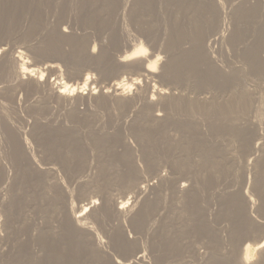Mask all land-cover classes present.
Returning a JSON list of instances; mask_svg holds the SVG:
<instances>
[{
    "label": "bare ground",
    "instance_id": "1",
    "mask_svg": "<svg viewBox=\"0 0 264 264\" xmlns=\"http://www.w3.org/2000/svg\"><path fill=\"white\" fill-rule=\"evenodd\" d=\"M81 1L85 4L82 18L103 29L105 38H113L111 45H117L120 36L125 41L127 33L122 21L119 23L122 16L116 13L119 7L126 8L122 0ZM155 1L159 0H136V4L150 9ZM173 1L176 16L172 15L170 45L164 48V58L154 50L148 52L139 39L116 57H110L102 45L94 54L95 45L70 40L84 50L85 59L96 61L100 75L116 78L126 74L107 87L94 85L90 73L78 74L76 66L81 60L62 77L60 65L53 62L44 64L45 68L36 67L23 50L9 52L0 46V79L8 82H1L0 95L12 105L21 101L27 105L36 141L47 130L58 137V152L63 155L58 159L68 180L66 184L55 167L50 163L42 166L33 157L28 138L9 118L7 104L0 106V129L14 167L10 173L0 161V257L11 254H6L8 240L12 244L19 241L17 229L23 230L33 213L37 215L28 231L32 230L40 244L73 242L95 264H264V221L260 220L264 218V132H259L264 125V87L257 96L248 87L252 80L264 82V0H240L235 10L241 25L232 28L223 15L221 0ZM16 2L0 0V19L8 17L4 12ZM186 13L192 17H187L190 21L185 24ZM127 15L134 22L133 8ZM145 23L147 39L154 41L150 31L157 29L152 28L153 22ZM64 30L61 28L62 34ZM214 44L219 52L212 49ZM232 53L244 61L240 66L226 65ZM48 73L56 77L48 81ZM208 88L218 89L221 95L205 90ZM201 89L209 95L198 91ZM31 92L39 93L40 98L29 104L26 98ZM79 102L93 108L79 110ZM138 102L141 106L136 108ZM54 108L64 110L69 124L49 117ZM40 115L47 120H41ZM104 122L111 130H105ZM81 126L96 130L89 129L87 135L103 157H81V152L77 155L71 147L79 133L76 128ZM128 135L137 139L139 150L131 146ZM229 140L236 141L238 158L258 160L251 164L252 176L234 159ZM116 144L122 149L116 151ZM165 165L170 168L166 176L163 168L164 175L158 172ZM153 174L159 178L158 184L150 182ZM179 177L190 182L181 183ZM28 184L34 185V190L27 189ZM202 184L209 186L210 205L198 203ZM147 189H151L150 196ZM158 207L166 208L165 215L162 220L158 216L151 219ZM210 208H216L211 216ZM128 227L141 237L132 235ZM41 246L39 251H43Z\"/></svg>",
    "mask_w": 264,
    "mask_h": 264
},
{
    "label": "rangeland",
    "instance_id": "2",
    "mask_svg": "<svg viewBox=\"0 0 264 264\" xmlns=\"http://www.w3.org/2000/svg\"><path fill=\"white\" fill-rule=\"evenodd\" d=\"M52 1H50V0H17V2L14 3L17 5H15L14 7L12 5L11 6L12 9H9L8 11L4 12V13H6V15L9 18L3 16L4 20L2 18H1L2 20L0 19V21H1L0 22V46H2V47L4 46L6 51H9V52H13L14 49L15 50H17V49L23 50V52H25L28 55L29 61L30 60H31V62L33 61L32 63H34L36 65V67L45 68L48 65L47 63L50 64L53 62L60 65L61 70H62V72H61L62 77H67L68 69L75 67V63H77L78 60H81V61H79V65L76 66V68L79 71L78 74L83 76V74L90 73L92 76H94L93 78L96 81V83L94 85H99L101 87L109 86L110 83L114 82L115 79L119 80L120 78H123L122 76H124V75L126 76V74L122 73L119 75L120 77L118 76L116 78H113L110 75H107V76L102 75V74L100 75L99 74L100 68L96 64V61L85 59L84 58L85 57L84 50L82 51L76 45L72 44L70 42L71 39L82 40V42H85V44H87V46H89V47H91V46L93 47L95 45V51L96 52L94 51V54H97L99 52V45L100 46L102 45V46H104V50L106 53L109 50L107 53L108 55L111 54L114 57H116L118 55H121L120 53H124V51L126 49H127L126 51H128V49H130L133 44H135V43L138 44L139 42H141L143 44L145 43L144 45H146L148 52H152L154 50L153 52L155 54L156 53L161 54L160 57L163 56L162 58H164V56L166 55L164 48L166 46L170 45L168 40H169L170 35L172 33L171 32V30H172V19H173L172 15L176 16V12H175V9H176L175 3L176 2H174L173 0L155 1L153 3V7L150 6V9L147 8V5H142V8H139V5L136 4L137 3L136 0H128V1L122 0V2L125 4V6L127 8V9L126 8L124 9L126 14L122 13V11H123L122 6L118 8L116 13L118 12L119 17L122 16L120 18L121 20L119 21V23L122 21L121 25L125 28L124 30L127 34L125 36V41L121 40L120 38H122V37L120 36L119 42H117V45H116V43L115 44L112 43L114 45V47H116V49L113 48V45H111V41L113 40V38H111V39L105 38L104 37L105 33L103 32V29H100L99 27H95L93 23L86 21L84 18H82V17H84L83 16L84 12L82 11L83 10L82 7L85 6V4L81 3L82 2L81 0H71V1L70 0L69 1L68 0H57V2H56V0H54L53 3H52ZM60 1L61 2L64 1V2L61 3ZM221 1H222V3L224 2L223 6H225V8L223 7V10L225 12L223 15H227L226 18L228 19V22H230L229 25L231 26V28L235 27V26L240 27V25H241L240 17H239V15H236L237 10H235V9L237 8L238 5L241 4L242 0L241 1L238 0V2H237V0H221ZM70 2H72V4ZM122 2L120 3V5L122 4ZM55 3L58 4L59 6L58 5L56 6ZM60 3H61V5H60ZM64 3H66V4H64ZM130 3H132V4H130ZM124 4H122V5L124 6ZM52 5L55 6L56 11L54 10V6H52ZM68 5L69 6L71 5L72 7L71 6L69 7ZM159 6H161L160 9H158ZM57 7H59V9H60V7H64V8L60 9L61 14H62V12L64 13L63 15L60 14L59 9H57ZM129 7L133 8V13L136 15L134 22L130 21V18L127 15V12L130 9ZM121 8H122V11H121ZM138 8H139V10H138ZM173 9H174V11H173ZM226 10H227V12H226ZM160 11H162V12H160ZM158 12H159V14H158ZM156 13H157V15H156V21H155L154 15ZM186 14H187L185 16L186 19L185 18H184L185 20L183 19L185 24L190 21V18H187V17H192V15L190 13H186ZM179 16H180V13L177 12V17H179ZM123 17H124V19H123ZM182 18H183V16H182ZM148 20L153 22L154 26L152 28L157 29V30L151 29V31H150L153 34V36L155 37L154 41L147 39V38H149L147 36V31H149V30L146 29L148 27V24L145 22H148ZM4 21H5V23H4ZM61 28L65 29L64 30L65 34L61 33ZM100 32H102L104 35ZM100 37H102V38H100ZM138 39H139V42H135V41H138ZM120 42H121V44H120ZM125 42L126 43L128 42L127 43L128 46L127 45L125 46V44H126ZM29 46H32V47H29ZM123 46L125 47V49ZM126 47H128V48H126ZM214 48L217 51L220 49L217 44H214V47L212 46V49H214ZM111 50L112 51L114 50V52H116V54L118 52L119 53L116 55L113 52L114 53L113 54ZM31 51L34 53L32 54ZM108 55H107V57H108ZM111 55H109V56L111 57ZM236 56H238V55H233V53L230 54L229 58L227 57L228 64L226 63V65L227 66H229V65L240 66L244 61L241 58H239L240 56H238V57H236ZM231 57H232V60H231ZM239 60H241V61H239ZM230 61H233V62H230ZM238 61H239V63H238ZM90 62H91V64H90ZM44 64H46V66ZM43 65H44V67H43ZM78 67L79 68L81 67V68L79 69ZM81 69H83V70H81ZM108 76L110 78H108ZM55 77H56L55 74H49L48 73L46 79L49 81ZM251 77H253V76H251ZM112 79H113V81H112ZM1 82L3 83V85L6 83V82H3L1 80L0 86L2 85ZM11 83H14V82H10L9 84H11ZM247 83H248V81H247ZM256 84H257V86H256ZM248 87L251 90V92L257 96L258 93H260L262 88L264 87V82H262L261 80L259 81L257 79H256V82H254L252 80V81H249ZM258 88H260V90ZM203 89L198 90V91L204 92ZM211 89L212 88H208L205 90H209L210 93H212V91L214 93V91H215L216 94L219 93V95H221V92L218 89H216V88H214L215 90L214 89L211 90ZM187 90L189 92H191V95H192L193 90H191L190 87H188ZM216 90L219 92H217ZM204 93L207 96L209 95V93L206 94L207 92H204ZM204 93H202V95ZM29 95H28V97L26 96L27 97L26 100L29 99L28 101H31V102H29V104L32 103L33 100L35 101L36 99L40 98L39 93L33 94V92H31V93H29ZM1 96H2V98H1ZM2 102L3 103L7 102V103L3 104ZM9 102H10V104H9ZM22 102L23 101H21L19 103L16 102L14 105H12L13 103L10 100H8L4 95H0V106L5 108L6 104H7L8 107H6V109L8 110L9 118L12 120V122L15 124V126L19 129L21 134L23 136L25 135L26 138H28L26 140L29 141L28 146L31 147V148L28 147L29 152L31 151L33 157H35L37 159V161L42 166L45 165V163L46 164L50 163V165L55 167L57 172L60 174L59 176L62 177V179H65V182L67 184L68 180H67V178H65V175H63L64 174L63 165H62L61 161L58 159V157H61V156H62L61 158H63V155L58 152V147H61V145H60L61 142L60 143L57 142L58 137L56 138L54 133L53 132L51 133L48 130L46 132H44L45 134L42 135V137H44V139L41 137V139L36 141V139L34 138V135H32V132H31L32 128L30 126L32 121H33L32 120L33 116L31 115V113L27 112L26 107H25L27 105L23 104ZM139 103L140 102L135 104V106L137 105L136 108L141 106L140 105L141 103L140 104ZM17 105H18V107H17ZM23 105H24V108H23ZM50 105H53V104H50ZM20 106H22V107H20ZM91 106H89L88 104H86L84 102H82V103L79 102L77 105V107H79L78 108L79 110L83 109L82 111L88 110L89 109L88 107H91ZM2 107H0V109ZM55 107H56V105H55ZM86 107H87V109H85ZM92 108H93V106L90 108V110ZM60 109L54 108L53 111L49 113V117L54 118L55 120L59 117L58 120H60L62 124L63 123L69 124L68 121L65 120L66 115L64 113V110L63 109L60 110ZM23 110H24V112H23ZM20 111H22V112H20ZM20 115H22V116H20ZM42 115H44L45 117H48L45 114H42ZM42 115H40V116H42ZM51 116H53V117H51ZM55 117H57V118H55ZM43 119H44V117L41 118V120H43ZM27 122H28V124H27ZM104 123H105L104 125H106V123H108V122H104ZM107 126L109 127L110 125L107 124L106 129L105 128L104 129L107 131L111 130V129L108 130ZM260 127H261V129L259 130V132L263 133L264 132V125L261 124ZM79 128L80 129L76 128V130H77V132H79L78 136H80V137H78L77 135H76L77 139H76V136L74 137L78 143L75 141L73 143V145L71 146V147H74L75 151H77V155H78V152L79 153L81 152V157H99V156L103 157L102 154H99L101 152L100 149H99V152L97 153L98 150H96V148L94 147V145H93L94 143L91 142L90 135H87L88 131H91L92 129H93L92 131H96V130H94V128H90V127H83L82 128V126ZM27 129H28V131H27ZM89 129H91V130H89ZM125 130H127V128H125ZM30 132H31V134H30ZM47 133H48V135H46ZM128 133H129V131H128ZM127 137H128L127 139L128 140L130 139L129 141L132 143V145H131V143H130V145L132 147L134 146L133 147L134 149L136 148L139 150L138 147L140 145H139L138 141H136L137 139H135L132 135H128ZM56 139H57V141H56ZM229 141H231V143H232V140H229ZM234 141L235 140H233V143L231 145V149L234 150V152L232 151L233 156H235L234 159L238 160V162L243 165L244 170L246 169V173L248 172V174H249V175L246 174L247 176H252L253 166L251 164H253L254 162H256L258 160L256 159V157H253V158L249 157L248 160H247V158H243V157H242V159L238 158L241 156L239 154V151L236 150V146H237L236 144L237 143L235 141V143H236L235 144ZM233 146L235 148H233ZM53 147H55L56 150H55V148L53 149ZM8 148H9V144L5 141V138H4L2 131L0 129V161H4L6 164L7 170H9L10 173H13L14 167L12 165L13 162H11L9 160V155H8L9 149ZM114 148L116 151H119L122 149V147L119 144H116L114 146ZM52 150H54L56 152L53 153ZM94 151H95V153L92 154V152H94ZM57 153L60 154V156L57 155ZM137 154H140V153L137 152ZM65 156L66 155H64V157ZM66 157H70V156L68 155ZM105 157H108V156H105ZM251 158L254 159L255 161H253ZM257 158L259 159L260 157H257ZM244 163H245V165H244ZM247 165H248V167L246 168ZM161 169H162V172L165 174V176L169 175L168 173H170V171H168V170L170 168L168 166L165 165L163 167H160V170L158 171L161 175H164L161 172ZM150 177H151L150 182L152 184H158L159 183V178H156L157 175L153 174ZM28 178L29 177H26L25 180H28ZM178 179H179V181L182 180L181 183L188 184L190 182V179L188 180V178H185V177H179ZM153 180H154V182H153ZM241 180H242V178L240 177V181ZM200 181H201V178H200ZM202 186L204 187V189L202 187V191L198 197V203L210 205L211 204V198L209 196V194H210L209 186L203 185V184H202ZM27 189L34 190V185L30 186L28 184ZM147 191H149V192H147ZM147 191H145V192L149 193L148 195L150 196L151 195V189H147ZM165 193H168V192H165ZM252 194H249V197H254ZM132 195L133 194L127 193V196H132ZM117 196H120V194ZM131 200H134V198H132ZM158 208L155 211L156 214L154 213L152 215L154 218L152 217L151 219H157L158 218V220H162L160 217L161 216L163 217V214L165 215L166 208H163L164 211L161 208H159L161 210L158 211ZM210 209H209V213L210 212L211 213L209 215L211 216V214H213L212 212H214V210L216 208H214V209L210 208ZM253 214L257 215V212H253ZM36 215L33 213L30 214V216H32V217H29L27 224H26V225H28V228H26V225L24 224L23 225L24 229L20 230L22 232H20L19 229H17L18 230L17 234H19V232L21 234H19V235L16 234V237H18V238H16V237L15 238H16V240L17 239L19 240L18 242H20V245L22 244L24 246V248H23V246H21L22 247V249H21L20 245L17 244L18 243L17 241L12 239L14 241L12 244L11 243L12 241L10 242L11 239L8 240L9 244L7 243L6 250H9V251H7L6 254L9 252H11V254L8 256L3 255L2 257H0V259H1L0 261L3 262V263L2 262H0V263H2V264H51V263L52 264H56V263H58V264H95L93 262L91 263L89 258L83 256L82 252L81 251L79 252V249H77V247L73 244V242H71L70 244L68 242H66L65 244L61 243L60 245H57L58 243L56 244L55 242L46 243V244L43 242L42 244H40L38 242V240H36L37 237L32 235V234H34V233H32V230L28 231V230H30V226H31L29 224L31 223L33 225L34 221L32 219L33 218L35 219ZM257 217H259V215H257ZM260 220L264 221V218H261ZM19 225H20L19 223H15V226L17 228H20ZM128 229L132 235H135V236L137 235V236L141 237V235L138 232H135L136 233L135 234L134 233L135 230H132L131 227H128ZM25 230H26L27 234H26V232H24ZM30 233L32 236L30 235ZM101 235H102V233H101ZM103 235H104V233H103ZM48 244H50L49 245L50 248L48 247ZM10 245L14 246V248ZM46 245H47V247H46ZM40 246L43 248L42 249L43 251H41V249L39 251ZM199 247H200L199 249L201 251L204 250V247H202V245H200ZM34 248L35 249L38 248V250L34 251L35 250ZM57 248H59V249H57ZM48 249L50 250V252ZM109 250L111 253L115 254L113 247L111 245H110ZM37 251H39V252H37ZM19 252H22L23 254L19 253ZM34 253L35 254L40 253V254L35 255ZM68 254H69V256H68ZM64 255H65V257H64ZM56 256H58V258ZM61 257L62 258L64 257L63 259H66V260L61 259ZM68 257H71V258H68ZM55 258L58 262L55 260ZM151 264H153V262H151Z\"/></svg>",
    "mask_w": 264,
    "mask_h": 264
}]
</instances>
